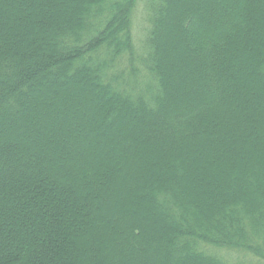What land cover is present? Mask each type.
Segmentation results:
<instances>
[{"label":"trees","instance_id":"trees-1","mask_svg":"<svg viewBox=\"0 0 264 264\" xmlns=\"http://www.w3.org/2000/svg\"><path fill=\"white\" fill-rule=\"evenodd\" d=\"M137 1L0 0V264H264V0Z\"/></svg>","mask_w":264,"mask_h":264},{"label":"rangeland","instance_id":"rangeland-1","mask_svg":"<svg viewBox=\"0 0 264 264\" xmlns=\"http://www.w3.org/2000/svg\"><path fill=\"white\" fill-rule=\"evenodd\" d=\"M148 2L149 0H138L136 3V7L133 10L132 13V35L133 39H135V45L136 49L138 50V53L141 55V57H146L147 51L149 52L148 48L146 49V36L149 30V16H148ZM120 65V63L118 64ZM123 65L116 67V70L121 68ZM137 67H139V74H141V80H146L148 83H152L150 80L149 74H147L139 65V62L137 63ZM118 68V69H117ZM115 69V68H114ZM115 71V70H114ZM154 85V83H152ZM226 259H228L232 264H239L240 258L232 255H227ZM245 264H256V262L252 259L247 260Z\"/></svg>","mask_w":264,"mask_h":264}]
</instances>
